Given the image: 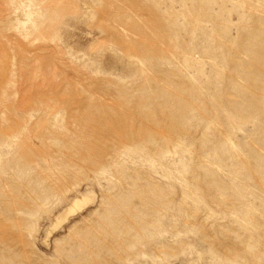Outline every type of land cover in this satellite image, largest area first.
Masks as SVG:
<instances>
[{"label": "rangeland", "instance_id": "obj_1", "mask_svg": "<svg viewBox=\"0 0 264 264\" xmlns=\"http://www.w3.org/2000/svg\"><path fill=\"white\" fill-rule=\"evenodd\" d=\"M0 264H264V0H0Z\"/></svg>", "mask_w": 264, "mask_h": 264}, {"label": "bare ground", "instance_id": "obj_2", "mask_svg": "<svg viewBox=\"0 0 264 264\" xmlns=\"http://www.w3.org/2000/svg\"><path fill=\"white\" fill-rule=\"evenodd\" d=\"M90 202H92V198L87 195H82L80 197H77L73 199L66 207L63 209L59 214H57L54 217V222L51 227V230H54L61 226L69 216H72L81 209H83L86 205H88ZM52 232V231H51ZM49 236V235H48Z\"/></svg>", "mask_w": 264, "mask_h": 264}]
</instances>
